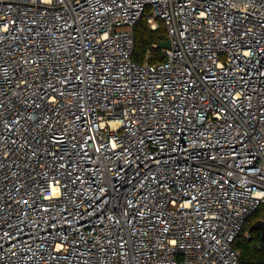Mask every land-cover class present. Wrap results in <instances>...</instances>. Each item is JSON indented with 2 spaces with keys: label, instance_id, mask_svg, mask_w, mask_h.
I'll list each match as a JSON object with an SVG mask.
<instances>
[{
  "label": "built area",
  "instance_id": "obj_1",
  "mask_svg": "<svg viewBox=\"0 0 264 264\" xmlns=\"http://www.w3.org/2000/svg\"><path fill=\"white\" fill-rule=\"evenodd\" d=\"M263 204L264 0H0V264H240Z\"/></svg>",
  "mask_w": 264,
  "mask_h": 264
},
{
  "label": "trees",
  "instance_id": "obj_2",
  "mask_svg": "<svg viewBox=\"0 0 264 264\" xmlns=\"http://www.w3.org/2000/svg\"><path fill=\"white\" fill-rule=\"evenodd\" d=\"M133 31L134 61L140 64L162 62L165 50L160 46L168 41L163 22L159 20L158 27L153 30L144 15ZM233 248L240 255V264H264V204L246 219Z\"/></svg>",
  "mask_w": 264,
  "mask_h": 264
},
{
  "label": "water",
  "instance_id": "obj_3",
  "mask_svg": "<svg viewBox=\"0 0 264 264\" xmlns=\"http://www.w3.org/2000/svg\"><path fill=\"white\" fill-rule=\"evenodd\" d=\"M162 49H164V50H168V49H170V47H171V44H170V42L169 41H167V42H165V43H163V44H161V46H160Z\"/></svg>",
  "mask_w": 264,
  "mask_h": 264
}]
</instances>
